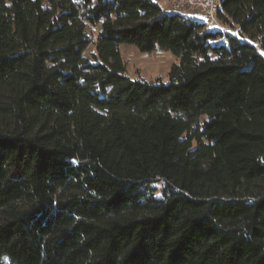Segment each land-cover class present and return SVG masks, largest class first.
<instances>
[{"label": "trees", "instance_id": "trees-1", "mask_svg": "<svg viewBox=\"0 0 264 264\" xmlns=\"http://www.w3.org/2000/svg\"><path fill=\"white\" fill-rule=\"evenodd\" d=\"M220 8L240 37L150 0H0V264H264V0ZM127 44L172 54L168 82L131 79Z\"/></svg>", "mask_w": 264, "mask_h": 264}, {"label": "rangeland", "instance_id": "rangeland-1", "mask_svg": "<svg viewBox=\"0 0 264 264\" xmlns=\"http://www.w3.org/2000/svg\"><path fill=\"white\" fill-rule=\"evenodd\" d=\"M150 1L159 4L162 10H164L168 14L175 13L174 11L168 9L166 4L161 2L160 0ZM220 1L222 2L223 0ZM178 14L186 16L193 21L206 24V29L212 33L224 32L225 35L228 34L233 37H240L237 27L232 28L229 24H225L221 21H219L218 23H215L213 21L211 22L200 11L195 12L191 10H185L184 12ZM89 27V34L93 38L94 43L91 44L85 51V55L87 58H91V54L95 51L96 38L101 28L100 26ZM224 41L225 39L223 37L218 39V42ZM119 52L122 55L125 68L127 69V75H129L133 80H145L147 82H156L157 79H160L161 81L167 83L169 79V74L172 69L171 66L176 63V59L172 56V54L159 49H156V51L152 53H141L137 49V47L127 44L121 45L119 47ZM205 119V117H201L198 123L201 124ZM162 186V183L158 185L159 188H161Z\"/></svg>", "mask_w": 264, "mask_h": 264}, {"label": "built area", "instance_id": "built-area-1", "mask_svg": "<svg viewBox=\"0 0 264 264\" xmlns=\"http://www.w3.org/2000/svg\"><path fill=\"white\" fill-rule=\"evenodd\" d=\"M165 3L167 8L176 12L181 13L185 10H191L203 13L208 20L211 22L218 23L219 11L221 7L220 0H160ZM223 34H225L223 32Z\"/></svg>", "mask_w": 264, "mask_h": 264}]
</instances>
